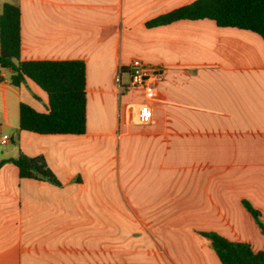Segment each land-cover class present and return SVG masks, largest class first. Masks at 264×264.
I'll return each mask as SVG.
<instances>
[{
  "label": "crops",
  "instance_id": "crops-1",
  "mask_svg": "<svg viewBox=\"0 0 264 264\" xmlns=\"http://www.w3.org/2000/svg\"><path fill=\"white\" fill-rule=\"evenodd\" d=\"M194 1L0 0L21 10L20 60H81L87 93L86 133L30 132L20 105L47 112V94L0 72V264H222L207 232L264 251L245 207L264 224V40L210 19L147 26ZM134 60L161 74L131 88ZM20 153L62 185L21 178Z\"/></svg>",
  "mask_w": 264,
  "mask_h": 264
},
{
  "label": "trees",
  "instance_id": "trees-1",
  "mask_svg": "<svg viewBox=\"0 0 264 264\" xmlns=\"http://www.w3.org/2000/svg\"><path fill=\"white\" fill-rule=\"evenodd\" d=\"M185 19H210L219 27L249 30L264 40V0H196L146 24L156 27ZM0 46V70L11 71L9 83L19 87L30 79L48 97L47 112L37 111L25 103L20 105V128L39 134L86 133L85 63L81 60L21 61V10L18 4L6 3L2 7ZM9 161L18 168L21 178L62 185L42 156L29 157L20 153ZM245 207L264 234L260 212L248 202ZM204 234L211 239L222 264H264V251H254L248 243L229 241L215 232Z\"/></svg>",
  "mask_w": 264,
  "mask_h": 264
},
{
  "label": "built area",
  "instance_id": "built-area-1",
  "mask_svg": "<svg viewBox=\"0 0 264 264\" xmlns=\"http://www.w3.org/2000/svg\"><path fill=\"white\" fill-rule=\"evenodd\" d=\"M159 67H153L144 64L139 60H134L130 66V87L131 88H144L149 82L150 74L158 73L161 74ZM118 82L120 79L117 80ZM153 119V111L149 105L144 104L140 107L137 122L139 124H148ZM8 137L4 136L3 142Z\"/></svg>",
  "mask_w": 264,
  "mask_h": 264
},
{
  "label": "rangeland",
  "instance_id": "rangeland-1",
  "mask_svg": "<svg viewBox=\"0 0 264 264\" xmlns=\"http://www.w3.org/2000/svg\"><path fill=\"white\" fill-rule=\"evenodd\" d=\"M7 70H5V69H1L0 70V72L1 73H5ZM128 80V77H127V75L125 74V75H123V81H127ZM35 86H37V85H35ZM41 92H43L41 89H39ZM45 94V93H44ZM38 103H40L41 104V102L40 101H38V100H36ZM130 225H131V223H130Z\"/></svg>",
  "mask_w": 264,
  "mask_h": 264
}]
</instances>
